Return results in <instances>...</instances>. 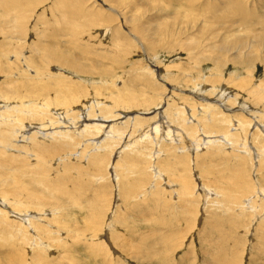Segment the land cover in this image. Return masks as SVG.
<instances>
[{
    "label": "rangeland",
    "instance_id": "rangeland-1",
    "mask_svg": "<svg viewBox=\"0 0 264 264\" xmlns=\"http://www.w3.org/2000/svg\"><path fill=\"white\" fill-rule=\"evenodd\" d=\"M262 17L264 0H0V105L17 107L0 110V128L21 126L24 107L38 114L24 124L60 113L45 96L68 88L69 118L105 116L114 132L102 140L69 123L41 129L42 142L67 140L33 147L43 168L17 135L22 150L7 149L0 179L13 180L0 182V197L20 213L0 204V263L264 264ZM258 32L237 63L232 51L217 58L216 48ZM70 59L95 68L80 72L62 62ZM198 86L223 87L227 107L200 91L214 108L203 106L190 90ZM131 94L140 102L122 114L115 98Z\"/></svg>",
    "mask_w": 264,
    "mask_h": 264
},
{
    "label": "bare ground",
    "instance_id": "bare-ground-1",
    "mask_svg": "<svg viewBox=\"0 0 264 264\" xmlns=\"http://www.w3.org/2000/svg\"><path fill=\"white\" fill-rule=\"evenodd\" d=\"M223 4L225 3V1H223L222 2ZM20 9V8H19ZM17 18H18V16H17ZM16 18V19H17ZM153 18V17H152ZM18 20H20L19 18H18ZM164 20V19H163ZM259 20V22L261 23V24H264V18L262 17V18H259L258 19ZM21 21V20H20ZM13 22V24H15L14 23V21H12ZM19 23H21V22H19ZM155 23V22H154ZM17 24V23H16ZM14 26V25H13ZM18 26H19V24H18ZM16 27H17V25H16ZM228 27V26H227ZM226 28V27H225ZM204 29V28H203ZM227 29V28H226ZM246 32H248L249 31V29H246L245 30ZM258 31V30H257ZM263 31H264V29H263ZM227 32V31H226ZM134 35V34H133ZM241 35V34H240ZM213 36H214V34H213ZM238 36V35H237ZM262 32H258V34H256V35H254V37L253 38H249L248 40H249V42H247V39H245V38H239V39H235L234 41L236 42L232 47H229L228 46V44H227V46H220V47H218V49L216 48V50H217V52L219 53V55L217 56V58H221L220 56H222L221 54H223V53H228V52H230V51H232V53H233V56H231L232 57V59L237 63L238 61H239V59H240V54L242 53V52H244V50H246V49H249L252 45H258L259 44V42H260V38H262ZM224 37V36H223ZM230 37V36H229ZM16 38V37H15ZM225 38V37H224ZM224 38H223V40H224ZM151 40V39H150ZM251 41V42H250ZM264 41V40H263ZM75 43V42H74ZM223 43V42H222ZM262 43V42H261ZM76 44V43H75ZM224 44V43H223ZM262 45V44H261ZM260 45V46H261ZM191 46V45H190ZM75 47H77V46H75ZM32 48V47H31ZM40 48V47H39ZM46 48V47H45ZM80 48V47H79ZM191 48V47H190ZM193 48V47H192ZM253 49V48H252ZM32 50V49H31ZM255 50V49H254ZM34 51V50H33ZM80 51V50H79ZM215 51V50H214ZM50 52V51H49ZM48 52V55H50V53ZM249 52H250V50H249ZM248 53V52H247ZM250 53H252V52H250ZM244 54V53H243ZM250 55V54H249ZM248 57V56H247ZM58 58V57H57ZM78 59V58H77ZM111 59V58H110ZM214 60V59H213ZM230 60V59H229ZM241 60V59H240ZM48 61V60H47ZM253 61H255V58L254 57H249L248 59H247V62H253ZM64 64H70V65H72V66H74V68H76L78 71H80V72H88V71H93L94 70V66L93 65H90V63H86V62H84V63H81V62H79V60L77 61V60H75V59H70V60H64V61H62ZM215 62V61H214ZM88 65V66H87ZM2 67H4L3 65H2ZM85 67H87V70H85L84 68ZM94 67V68H93ZM92 68V69H91ZM39 73V72H38ZM37 74V73H36ZM245 75V74H244ZM247 77V76H246ZM38 80H40L39 81V84L41 83V79H38ZM37 80V81H38ZM218 80V79H217ZM45 81H47V80H45ZM238 81V80H237ZM48 82V81H47ZM50 82V81H49ZM52 82V81H51ZM227 82V81H226ZM32 84V83H31ZM12 85H16V84H12ZM18 85V84H17ZM33 85H35V84H33ZM236 85V84H235ZM237 85H240L239 83H237ZM54 86V85H53ZM223 86V85H222ZM39 87V86H38ZM66 87V86H65ZM205 87H207V86H205ZM235 87V86H234ZM240 87V86H239ZM242 88V87H241ZM18 89V87H12V86H6V89H5V93L6 94H11V95H14V97L16 98V96H19V98L24 102L25 100L24 99H26V95H19V94H15V91ZM68 89V88H67ZM66 88H63V89H60L59 90V93L63 96V98H61L60 96H59V93H58V91H55V94H56V97L55 98H50L49 96L48 97H46L45 96V98L46 99H48V102H50V104L48 105V107L51 105V103H56V105H57V107L61 110V112L60 113H57L56 112V109L53 111L52 110V108H51V110L53 111H51L52 112V114H50L48 111L46 112V113H44L43 115H42V118L40 119V124L39 125H37L36 123V125L35 124H24L25 122H24V118H29V119H31V120H29V122H33V120H36V119H38V118H36V115H38L37 114V110L36 109H34V108H32V107H29V108H26V107H24V108H22L21 110H18V115H16V118H17V120H20L21 121V126H14V127H8V126H4L3 128H0V168H2V167H4L6 164H7V162H8V160H9V156H11V154H10V152L7 150V149H10V150H12V149H18L19 151H21L22 149L21 148H19L20 146H19V144H16L17 142H16V138H17V135H20L21 134V137H22V141H24V139H29V143H30V145H31V147L33 148L34 146H38L39 147V149H42V148H44V150L43 151H41V152H44V151H47V150H49V149H54V151H55V149H58V148H60V147H62V148H64V147H66L67 146V140L66 139H64V136H63V134H61L60 136H59V134L61 133V132H63V131H61V132H57L58 133V135L56 136V137H60L61 138V140L60 141H56V143H54V144H52V143H48V142H46L45 140H43V142L42 141H40V140H38V138H42L43 139V137H47V134H40L39 135V133L41 132V129H44L45 127H51V126H53V125H57V126H61V125H66V124H71V125H73V127H74V129H75V131H76V134L77 135H79V136H83V134H85L86 132H89L90 130H92V131H95V132H97V134H95V135H100V138L102 139V140H105L106 138H111V137H113V135H114V132H113V129L111 128V125H110V121H111V119H109V118H99L100 116L99 115H91L89 112H85V111H83L84 113L83 114H81V116H78V117H73V119L72 118H69V116H68V111H67V109H66V111H65V107L64 106H62V105H66L67 104V102H72L73 103V94H72V92H70V91H68ZM207 89V88H206ZM204 89V87H197V88H191L190 90L191 91H193L192 92V94H193V96L195 97V98H197V99H199L200 101H202L203 102V106H206V107H208V108H214L213 106H210V105H208L207 104V102H204V101H206V100H208V97L207 96H204V95H202L201 93H200V91L201 92H203V93H205L206 91H210L211 92V94H209L211 97H213V98H217V102L222 106V107H224V109L227 107L226 105H225V102H224V99L222 98L223 97V95L224 94H220V91H221V89H223V87H216L215 89L213 88V89ZM255 89V88H254ZM248 90V89H247ZM190 91V92H191ZM223 92H226L225 91V88H224V90H222ZM239 91V90H238ZM262 91V90H261ZM213 92V93H212ZM209 93V92H208ZM234 93V92H233ZM232 93V94H233ZM253 93H257L256 92V90L253 92ZM262 93H263V91H262ZM31 94V93H30ZM206 94V93H205ZM28 95V94H27ZM253 96H255V95H253ZM222 98V101H221V99L220 98ZM258 97V96H257ZM28 98H31V97H28ZM64 98H66V99H64ZM201 98H203V100L201 99ZM141 100V99H140ZM226 100V99H225ZM210 101V100H209ZM115 102L120 106V107H122V108H124V110L123 111H121V113L122 114H127V110H130L131 108H134V107H137L138 106V104H139V102L140 101H138L137 100V97L136 96H134V95H127L125 98H123V97H117V98H115ZM233 102L235 103L236 102V100H233ZM238 102V101H237ZM2 105H0V110H1V112H3V111H5V110H7V109H9L10 108V106H11V108L12 109H16L17 107L16 106H14V105H12V102H10V101H2ZM239 103V102H238ZM69 105H71V104H69ZM162 105V104H161ZM240 105L243 107V102L242 103H240ZM231 106H232V104H231ZM47 107V108H48ZM66 107H69V106H66ZM255 107H257L256 105L254 106V108ZM232 108V107H231ZM241 108V107H240ZM244 108V107H243ZM200 109V114L199 115H201L202 114V112H204L203 111V109L202 108H199ZM247 110H249V109H247ZM259 110V109H258ZM210 110H205V112H206V114H205V117H214L213 116V114H214V112L215 111H211V112H209ZM233 111V110H232ZM236 111V110H235ZM81 113H82V111H80ZM195 112V111H194ZM237 112V111H236ZM244 112V111H243ZM255 112H258V111H256L255 110ZM63 113H66L64 116L63 115H61V114H63ZM147 113V112H146ZM160 112H158V114H159ZM239 113V112H238ZM241 113V112H240ZM79 114V113H78ZM77 114V115H78ZM247 114H249V111H247ZM121 115V114H120ZM190 117H192V120H194V117L193 116H191V114L189 113L188 114ZM198 115V114H197ZM215 115V114H214ZM240 115V114H239ZM99 116V117H98ZM157 116V115H156ZM163 116V115H162ZM247 116V115H246ZM1 118H3V116H0ZM96 117H98L97 118V120L96 119H94V118H96ZM119 118V117H118ZM161 118V117H160ZM164 118V117H163ZM162 118V119H163ZM10 119V118H9ZM2 120V119H1ZM5 120V119H4ZM7 120V119H6ZM10 121V120H9ZM11 121H12V119H11ZM28 122V123H29ZM120 122V121H119ZM11 123V122H10ZM19 123V122H18ZM34 123V122H33ZM156 123V122H155ZM163 123H165V122H163ZM161 124V123H160ZM160 124H155L154 126H152L151 125V128H150V131L149 130H145L144 131V136L145 135H149V134H147V133H155V131H157L158 130V127H159V125ZM258 124H256V126H257ZM255 126V125H254ZM62 127V126H61ZM80 127V128H79ZM147 127V126H146ZM169 127V126H168ZM34 129V130H37L36 132H32V134L30 133V137L29 138H25V134L23 133V131H25V130H23V129H26V130H28V131H30V129ZM36 128V129H35ZM56 128V127H55ZM113 128H114V126H113ZM47 129H49V128H47ZM51 129V128H50ZM53 129H54V127H53ZM44 130H46V129H44ZM159 130H161V129H159ZM27 131V132H28ZM47 131V130H46ZM114 131H116L115 129H114ZM55 132H56V130H55ZM94 132V133H95ZM143 132V131H142ZM49 133V132H48ZM57 133H54V134H57ZM157 133V132H156ZM165 133V135H166V137L167 138H169L170 140H174V139H172L171 137H170V134H169V132L168 131H166V132H164ZM52 134H53V132H52ZM27 135V134H26ZM66 135V134H65ZM69 136V135H68ZM176 136V135H175ZM178 136H180V135H178ZM20 137V138H21ZM28 137V136H27ZM71 137V136H70ZM124 137V136H123ZM95 138V137H94ZM59 139V138H58ZM56 140V139H55ZM72 140V139H71ZM89 140V139H88ZM127 140V139H126ZM212 139H209V140H207L208 142L210 141V142H212L211 141ZM223 140L224 141H226V142H228V135H225L224 137H223ZM26 141V140H25ZM229 141H230V138H229ZM126 142H127V144H126ZM28 143V142H27ZM202 143H203V141H202ZM124 146H125V148L126 147H128L129 146V144H131V142L129 141H125L124 143ZM201 144V143H200ZM196 145H199V143H196ZM19 146V147H18ZM85 146V145H84ZM122 146V145H121ZM24 147V146H23ZM22 147V148H23ZM38 147H37V149H35V148H31L32 149V151L33 150H37L36 152V155H37V162H40V163H42V164H40L39 166H43V165H45V162H44V157H45V155L44 154H41V155H39L38 153H40V150L38 149ZM88 147V146H87ZM86 147V148H87ZM85 149V148H84ZM123 149V148H122ZM26 150V149H25ZM39 150V151H38ZM85 151H86V149H85ZM69 152H70V150H69ZM118 152V151H117ZM48 153V152H47ZM54 153V152H53ZM36 162V163H37ZM35 163V164H36ZM36 166V165H35ZM37 166H38V163H37ZM40 167V168H41ZM33 168V167H32ZM40 168H36L35 167V169H39L40 170ZM43 168V167H42ZM45 168V167H44ZM42 170V169H41ZM36 171V170H35ZM0 177H1V175H0ZM114 178H117V177H114ZM10 180H13V179H0V182H3V183H8V181H10ZM261 191V190H260ZM209 192V191H208ZM5 202H6V200H5V198L2 196V197H0V204L2 205V206H4L5 207V211H12L11 212V214L12 213H14L15 214V212H19L20 213V211H19V209H15V208H13V207H8L7 205H5ZM7 204V203H6ZM0 205V206H1ZM25 212H28V211H26L25 210ZM29 213V212H28ZM32 213V212H31ZM27 215V214H26ZM15 217H17L18 218V214H16V215H14ZM24 217V216H23ZM21 218H22V216H21ZM20 218V219H21ZM32 219V218H31ZM26 220V219H25ZM159 251V250H158ZM8 252V251H7ZM166 253V252H165ZM164 253V254H165ZM164 256V255H163ZM9 257V256H8ZM8 257H7V259H8ZM152 258V257H151ZM5 261V260H4ZM6 262V261H5ZM37 263V262H36ZM1 264V263H0Z\"/></svg>",
    "mask_w": 264,
    "mask_h": 264
}]
</instances>
